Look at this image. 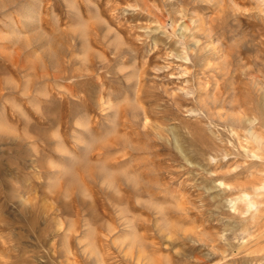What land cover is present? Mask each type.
<instances>
[{
    "label": "rangeland",
    "instance_id": "1",
    "mask_svg": "<svg viewBox=\"0 0 264 264\" xmlns=\"http://www.w3.org/2000/svg\"><path fill=\"white\" fill-rule=\"evenodd\" d=\"M262 10L0 0V264H264Z\"/></svg>",
    "mask_w": 264,
    "mask_h": 264
},
{
    "label": "bare ground",
    "instance_id": "2",
    "mask_svg": "<svg viewBox=\"0 0 264 264\" xmlns=\"http://www.w3.org/2000/svg\"><path fill=\"white\" fill-rule=\"evenodd\" d=\"M258 4H259V3H258ZM259 6H260V4H259ZM258 8H259V7H258ZM262 11H263V10H262ZM262 11H261V12H262ZM258 13H259V12H258ZM263 13H264V11H263ZM261 14H262V13H261ZM262 18H263V17H262Z\"/></svg>",
    "mask_w": 264,
    "mask_h": 264
}]
</instances>
